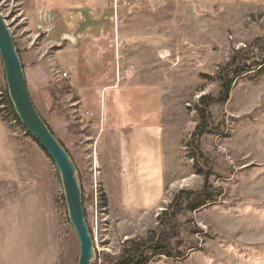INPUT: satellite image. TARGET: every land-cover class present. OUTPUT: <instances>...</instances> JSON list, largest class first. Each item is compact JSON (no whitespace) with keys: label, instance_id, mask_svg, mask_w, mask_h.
I'll return each mask as SVG.
<instances>
[{"label":"rangeland","instance_id":"374dc122","mask_svg":"<svg viewBox=\"0 0 264 264\" xmlns=\"http://www.w3.org/2000/svg\"><path fill=\"white\" fill-rule=\"evenodd\" d=\"M159 1L156 6L163 14L130 22L131 49L117 45L122 56L129 55L134 77L162 93L160 111L173 163L159 209L117 214L103 205L98 134L76 93L69 90L63 75L67 72L52 64L42 101L34 102L76 164L95 245L92 264H101L105 254L119 255L127 240L157 234L159 215L177 193L202 191L206 183L215 200L196 210L186 208L178 218L171 244L180 255L157 256L149 250V264H264V72L256 71L261 66L234 79L226 102L210 106L216 132L199 137L207 157L199 167L210 172L207 179L197 172L190 148L199 122V98L217 97L222 87L218 75L225 73L231 58L246 54L257 39L264 41V5L205 7L198 0ZM29 2L0 0V12L26 64L25 51L43 36L32 33ZM126 2L117 0L116 7ZM160 47L165 55L158 57ZM5 90L0 55V94ZM0 117L16 147L15 153L5 133L0 135V264H78L80 243L55 163L8 108L0 109Z\"/></svg>","mask_w":264,"mask_h":264},{"label":"crops","instance_id":"0c3cea01","mask_svg":"<svg viewBox=\"0 0 264 264\" xmlns=\"http://www.w3.org/2000/svg\"><path fill=\"white\" fill-rule=\"evenodd\" d=\"M141 1L128 0L126 6L116 7L113 0H30L27 7L34 37L43 34L25 51L28 64L23 59L32 100L42 101L52 64L69 74V89L76 93L90 127L97 131L107 207L117 214L159 209L173 163L160 111L162 93L135 78L129 55L122 56L117 48L124 44L131 49L132 20L163 14L156 6L161 1L147 0L144 5ZM198 2L205 7L264 5V0ZM157 51L159 57L163 47ZM4 133L16 153L11 132L0 117V135Z\"/></svg>","mask_w":264,"mask_h":264},{"label":"trees","instance_id":"16d2710c","mask_svg":"<svg viewBox=\"0 0 264 264\" xmlns=\"http://www.w3.org/2000/svg\"><path fill=\"white\" fill-rule=\"evenodd\" d=\"M258 41L259 39L251 45L250 49H246V54L244 53L239 57H232L231 61L225 66V69L222 70L225 73H219L218 77L222 82L220 94L217 97H213L209 94L202 95L195 104L199 122L195 131L192 133V141L190 143L191 157L197 160V172L203 174L206 179L210 172L206 170V167L205 170L199 167L202 162L207 163V157H205V154L201 150L199 137L206 133L216 132L210 106L215 102H226L229 99L235 78L243 76L254 69L256 70V68L260 66L261 68L256 71L258 73L264 72V41ZM250 50L253 53H251ZM257 52H260L258 56L255 55ZM0 97L1 102L5 103L6 108H8L16 118L20 119L9 97L8 90L0 94ZM62 145L64 146L63 143ZM101 196L103 205L107 207L108 201L106 194L103 192ZM185 200L187 201L186 204L184 203ZM214 200L212 193L209 191L208 183H206L203 190L199 192L185 189L180 190L171 203L170 208L159 215L160 230L157 234L153 233L147 240H127L119 255L113 257L105 254L100 258V260H102L101 264H149L151 260L147 254L149 250L154 251L157 256H179L180 253L176 252L171 244L172 237L177 235L178 218L186 208L196 210Z\"/></svg>","mask_w":264,"mask_h":264},{"label":"water","instance_id":"95a60500","mask_svg":"<svg viewBox=\"0 0 264 264\" xmlns=\"http://www.w3.org/2000/svg\"><path fill=\"white\" fill-rule=\"evenodd\" d=\"M0 55L4 65L7 90L23 126L55 163L63 183L69 218L80 243L78 264H92L95 258L93 236L86 219L82 187L77 167L68 150L37 110L29 92L25 70L16 42L0 12ZM165 55L164 52L161 54Z\"/></svg>","mask_w":264,"mask_h":264},{"label":"built area","instance_id":"2783aa9c","mask_svg":"<svg viewBox=\"0 0 264 264\" xmlns=\"http://www.w3.org/2000/svg\"><path fill=\"white\" fill-rule=\"evenodd\" d=\"M114 1V4H115V6H116V4H117V0H113ZM63 75H66V77H68V73H65V74H63ZM1 98V97H0ZM2 103V102H1ZM2 107H6V105L4 104V103H2V104H0V109H1V111H2ZM6 117V116H5Z\"/></svg>","mask_w":264,"mask_h":264},{"label":"bare ground","instance_id":"6f19581e","mask_svg":"<svg viewBox=\"0 0 264 264\" xmlns=\"http://www.w3.org/2000/svg\"><path fill=\"white\" fill-rule=\"evenodd\" d=\"M66 76V75H65Z\"/></svg>","mask_w":264,"mask_h":264}]
</instances>
